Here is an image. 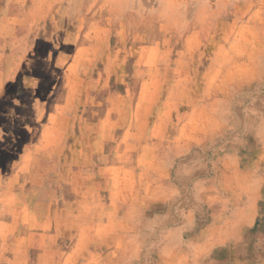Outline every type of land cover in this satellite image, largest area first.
<instances>
[{"label":"rangeland","instance_id":"374dc122","mask_svg":"<svg viewBox=\"0 0 264 264\" xmlns=\"http://www.w3.org/2000/svg\"><path fill=\"white\" fill-rule=\"evenodd\" d=\"M66 1L45 0V12L39 14L44 44L38 55L29 46L28 64L30 75L48 84L26 99L22 94L27 125L16 126L11 135L0 130V150H13L24 180L33 182L30 197L39 192L46 203L70 197L83 210L87 196L99 204L98 188L89 183L71 192L63 180L58 183L51 166L44 176L54 179L43 180L44 187L37 189V163L58 166L68 151L86 150L108 157H77L78 164L109 160L120 172L103 170L114 181L103 194L110 202L108 224L98 216L81 219L78 234L62 235L61 252L44 260L142 263L170 239L152 235L160 226L146 211L160 207L146 205L159 200L170 206L171 217L161 226L169 229L180 225L175 213L183 197L188 209L194 207L193 226L207 229L208 202L216 219L214 234L220 232L200 261L264 264V217L253 220L248 205L264 197V0H72L70 11ZM68 88L80 107L54 109L53 103L66 101ZM22 149L29 155L21 161ZM3 182L0 173V219L23 208L20 195L9 196L11 205L5 208ZM196 182L204 183L202 189ZM236 209H247L251 220L229 224ZM62 229L68 233V222ZM182 238L184 243L194 235L184 232ZM171 239L164 262L190 263L193 255L180 262L173 251L179 238ZM230 239L236 242L232 258L228 250L214 255V245ZM46 244L57 248V238H46Z\"/></svg>","mask_w":264,"mask_h":264},{"label":"crops","instance_id":"0c3cea01","mask_svg":"<svg viewBox=\"0 0 264 264\" xmlns=\"http://www.w3.org/2000/svg\"><path fill=\"white\" fill-rule=\"evenodd\" d=\"M44 3L45 0H0V94H2L0 95V130H3L6 135H11L14 130H17L16 126H22L25 123V125H27L28 111L25 102L23 101L24 98L22 94H24L26 99L28 98V94L31 93L30 91L39 92L40 89L48 84L40 75L31 76L28 64L30 56L29 46L31 45V49H34L32 55H38L36 52L40 50L44 44L45 37L43 35V29L45 28V25L44 23L39 24L42 19L39 20V18L42 17L39 14L45 12ZM66 5L70 11L72 0H67ZM34 14H37L38 16H36L37 23L35 25H33ZM87 69L82 71L84 75L88 72ZM61 75L65 77L64 73ZM14 81L17 82L16 88L13 85ZM85 91H87V88H85ZM69 92L70 90L68 88L67 99H65L66 101L64 103H53L54 109H58L60 106L69 109L80 107L78 102L72 100V97L68 94ZM14 96H20L21 100L17 101ZM17 117L19 118L18 120H16ZM37 151L39 152L37 155L45 156L43 151ZM12 153V149L0 150V160L4 162L3 164L0 163V173L4 177L3 185L1 184V187H3L1 193L8 192L7 195H5V197H7L5 198V208H9V205H11L9 196L12 197L13 195H20L19 198H17L21 199L20 204L23 208L19 213H14L12 210L6 211L5 218L0 219V226L5 227L0 228V264H61V261L59 260L55 261L52 259V261L49 260V262H47V260L44 259L47 254H59L61 252L60 241L62 235L68 234V236L73 237L78 234L77 222L81 219L93 220L94 216H98V219L102 223L106 222L108 224L110 202L108 201V197L103 196V194L105 191H108L109 183L112 184L114 181H111L110 176L107 173H103V170L111 167L117 172V174H119V165L109 163V160L97 162L93 159L88 161L89 164H84L86 161H81L80 164H78L77 157L85 156L94 158L99 156L98 159H101L105 158L107 154H103V152H100V154H95L94 152L93 154H90L92 152L89 153L86 150H83V154H80L76 149L68 151L65 160L62 161L59 159L58 166L51 163L45 164L44 160L43 164L41 163V160L37 163L35 169L38 173V182L41 183L39 188L36 187L37 189L44 187L43 180L54 179V177L50 178L49 175L46 177L44 176L45 170L49 169L51 166H53V171L56 172L54 175L55 177L57 176L56 179L58 183L61 184V180H63L68 185V189L71 192L76 191L77 188L86 185L88 186L89 183H91L92 187L94 185L95 188H98L101 193L99 204L92 203L93 199H89L87 196L85 203L86 208L83 210L80 208V204L79 206L77 205L76 201L78 200H73L70 197L67 199L59 198L61 201L63 200V204L60 200L46 203L45 198L39 196V192H37L35 198L30 197L29 189H34L33 182L29 185V180H24V176L21 174V172L24 173L23 166L17 168L19 163L17 164V160H13ZM27 153L28 151L26 149H22L18 159L22 161L24 157H28L29 154ZM78 174H80V177L82 178L81 181L78 180ZM65 175L67 178H65ZM19 177H21L20 180ZM118 178L119 176L117 175L115 181L118 180ZM196 185L197 189H202L204 183L196 182ZM262 188H264V185ZM15 190H18V192ZM14 192L17 194H14ZM15 199L16 197L14 198V202ZM31 204H34L33 206H36V208L30 209L29 212L28 206ZM61 204L68 207H61ZM94 204L95 208L91 209V206ZM153 205L159 206L160 210L153 209L151 214H148L146 211V215L156 226L157 223H159L160 228L154 229L152 235L170 239H168V245H165L163 249H159L156 246V249L149 252V259L144 260V263L134 262V264L177 263V261L174 260H171V262H164L162 259L164 251L172 244L171 237L179 238L178 242L180 244L176 245L177 249H174L173 251L176 253V256L180 257V262L184 258H190L189 254H192L193 257L189 259L191 262L188 264H205L206 261L199 260V255L202 254L204 247L208 245L213 238L218 239V236H220L219 231L214 234L216 231L214 227L215 220L211 205L207 202L211 217L207 223L208 229H210L209 239L207 242H198L192 250H190V246L186 247L183 244L182 235L184 232H189L194 236L200 233V225L193 226L194 207L192 206V208L188 209L187 203L183 201L182 197L180 211L177 210L178 212L176 211L175 213V221H180V225L168 229V226H165L164 228H161V226L166 225L171 217L168 216V214L172 212L170 206H164L163 202L158 200L153 201L148 204V206L146 205V207ZM248 205L253 206L251 209V211L255 212H253V220H256L257 216H261V218L264 217V197L262 195L259 196V198H255V201L248 203ZM238 211L239 210L236 209L229 214V221H237ZM62 222L63 224L68 222V230H66L68 233L62 229ZM107 235L108 232L106 233V236ZM50 237L57 238V248L51 249L50 246H48L49 244H46V238ZM232 241L233 240L230 239L229 243L224 244L223 246L214 245V255L215 252L217 254L222 250L225 252L228 250V258L231 259L232 249L235 248L233 244L236 243ZM74 246H76V243L72 247ZM87 251L92 252L93 249L89 248ZM194 254H197V256L194 257ZM152 258H155V260H152ZM228 261L231 262V260Z\"/></svg>","mask_w":264,"mask_h":264},{"label":"bare ground","instance_id":"6f19581e","mask_svg":"<svg viewBox=\"0 0 264 264\" xmlns=\"http://www.w3.org/2000/svg\"><path fill=\"white\" fill-rule=\"evenodd\" d=\"M239 173V172H238ZM248 210L247 209H240L239 211H238V219L237 220H240V221H246V220H248V221H250L251 219H248V212H247ZM224 212V211H223ZM243 212V213H242ZM214 220H216L215 218H214ZM229 224H231V225H235L236 224V221H234V220H232V221H229ZM230 225V226H231ZM225 226H226V224H225ZM222 230H225V229H222ZM210 231V229H208V227H207V229H205L204 231H201L199 234H197L196 236H194V238L193 239H190V240H187V241H185L183 244L186 246V247H188V246H190V250H192V248L194 249L195 248V245L198 243V242H201V241H203V242H207V240L209 239V232ZM226 231H227V229H226ZM227 235V234H226ZM193 237V236H192ZM207 247V246H206ZM160 249V248H159ZM181 249V248H180ZM208 249V248H207ZM208 252V251H207ZM185 262V261H184Z\"/></svg>","mask_w":264,"mask_h":264}]
</instances>
